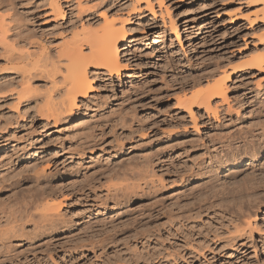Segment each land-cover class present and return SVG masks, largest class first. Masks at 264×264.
Here are the masks:
<instances>
[{"label": "rangeland", "instance_id": "rangeland-1", "mask_svg": "<svg viewBox=\"0 0 264 264\" xmlns=\"http://www.w3.org/2000/svg\"><path fill=\"white\" fill-rule=\"evenodd\" d=\"M59 1L64 17L54 19L49 0H1V21L5 19L10 28L19 25L18 37L29 41L17 45L16 52L48 53L56 61V49L82 30L80 22L91 21L94 30L103 24L104 15L122 17L127 22V42L120 44V53L129 72L113 83L106 76L96 77L88 100H81L75 113L54 127L53 120L36 109L38 103L43 108L50 92L56 91L50 80L45 73L40 76V69L31 70L33 90L19 101L22 83L12 71L2 76V67L13 66L1 58L0 46V264H264V149L253 163L247 162L249 157L239 165L231 163L229 169L238 173L234 180L225 178V170L216 171L214 157L224 156L225 145L243 151L244 138L256 136L264 145V65L229 83L232 109L228 112L227 103L223 104L218 120L195 109L198 129L175 100L197 90L192 84L198 79L216 71L220 76L234 67L246 71L245 62L264 55L259 40L264 29H254L245 20L257 8L253 0H163L162 6L152 0V13L132 0ZM166 9L177 24V34ZM121 143L125 149L119 152ZM145 156L154 159L157 177L139 165L140 177L132 178L123 165L145 162ZM125 169L127 178L134 179L130 183L142 188L128 203L116 206L114 186L127 182H108V175ZM245 182L254 190L246 191ZM206 183L209 189L204 188ZM202 189L210 202L202 203L205 208L200 211ZM241 189L244 192L239 194ZM183 193H190L187 201H176ZM223 198L227 203L220 202ZM34 201H42V207L62 203L61 217L55 219L58 231L35 229L51 224L41 218L47 213L41 206L31 209L37 205ZM104 202L106 207L100 206ZM176 202L182 209L177 210ZM240 205L244 211L262 207L251 220L259 229L252 239L240 238L242 234L234 229L233 222L241 219V231L247 219L240 215ZM188 207L194 208V219L184 228L175 220L163 227L162 210L175 216ZM29 213L34 217L28 218ZM102 219L107 224L95 222ZM109 236L111 240L102 246ZM201 244L208 246L203 254L192 248Z\"/></svg>", "mask_w": 264, "mask_h": 264}, {"label": "bare ground", "instance_id": "bare-ground-1", "mask_svg": "<svg viewBox=\"0 0 264 264\" xmlns=\"http://www.w3.org/2000/svg\"><path fill=\"white\" fill-rule=\"evenodd\" d=\"M49 1H50V6H51L50 12L53 15L54 19L63 18L64 17L63 16L64 15V9H63V6L61 5L60 1L59 0H49ZM132 1L135 2L136 6H140L141 4H145L146 5V11L151 12V13L154 12V5H153L152 0H132ZM158 1H159L158 3L160 4L159 6H162L163 0H158ZM0 4H1V0H0ZM252 5L257 6L258 9L257 8L255 9V11L252 13L253 15L251 14L252 16L247 15L248 17L246 16L245 20H247L249 25L253 26L254 29H258V28L264 29V0H253ZM134 9H137V7H134ZM166 14L170 18L169 21H170V27L172 28V32L177 34V31H178L177 30L178 29L177 24L175 23V21H173V19L170 16V12L167 9H166ZM103 17H104L103 24L94 30L91 29L92 28L91 21H87L85 23L80 22V23H82V25H81L82 30L78 33H75V34L72 33L70 40L65 42L63 44V46H61V48L59 47L60 49H56L57 50V52H56L57 53V57H56L57 59H55L56 61H54L53 56L48 55V53L47 54H45V53L40 54L39 53L40 55L35 53V52L29 53L32 50L28 51L27 54H24L23 52L17 53L16 52V48H17L16 46L17 45L20 46L22 44H25V42L29 43V41H27L25 39L24 40L20 39V37H18V35H19L18 29L20 28L19 25H18V27L14 26L15 28H10L8 25L5 24L6 20L4 19L5 21L4 20L1 21L2 17H0V43H1L0 46H1V54H2L1 58L3 60H5V63L7 65L13 66V68L11 66H10L11 68L8 66L10 69H8V67L6 69L5 66L2 67V70H4V71L1 70V73H3L2 76H4V74L6 72L8 73V71H12L13 73L17 74V76H19L20 83H22L20 86L22 88V90L17 95H18L19 101H20L24 97H27L26 95H29L31 93V91L33 90V89H31V86H30V83H31L30 80L34 77V74L32 77V74H31L32 71L31 70L38 68V69H40V72H41V69H43L42 73L39 72L40 76L43 73H45L47 79L50 80V84H51L50 87L53 88L54 91L56 90L55 93L56 92L57 93H56V95L53 96L51 93L53 91H51V92L49 91L50 94L46 99V104L44 105V107L40 108V104L38 103L39 106L37 105L36 109L39 107L38 108L39 111L38 110L37 111L41 115L44 114L43 116L46 115L48 121H49V118H51L54 122V124H53L54 127H57V124L61 123L62 120L65 121L67 116H71L72 114H74L76 109L78 108L79 102L81 100H83V99L88 100V98L90 96L89 94L93 91L92 80H94L96 77L101 78L103 76H106V78L110 81V83H113L115 81V78L121 79L123 77V74H126L127 72H129L127 67H125L122 63V58H121V53H120V44L127 42V39H126L127 38V32H126V23L127 22L122 17L111 18L107 15H104ZM237 22L238 21H232V24H237ZM9 23L10 22H8V24ZM16 25H17V23H16ZM12 31H14L13 35L11 37H9L8 34H9V32H12ZM21 36H22V34H21ZM259 40H260V42L264 43V34L261 35ZM33 45H35V44H33ZM41 50H42V48H41ZM19 52H21V51H19ZM246 65H249V67H248L249 69L246 71L244 69H240V67L239 68L234 67L231 71H227V69H225L226 70L225 71L224 69H222V72H223V70L225 72L221 73L220 76H219L218 71H216V73H212V74L204 77V79L201 78V79H198V81H195V83L192 84L193 85L192 88L196 87L197 90L191 92V94H184L183 93L182 96H179V95L176 96V99H175L176 105L178 107H180L181 109L187 111L190 114V117H192V120H193L192 126L194 125V128L198 129V127H199V124L197 123V117L194 113L195 109L204 111V113L207 115L208 118L210 117V118H215L216 120H218L219 115L221 114L219 112L222 109L221 107L223 106V104L225 105V103H227V105H228V103H229L228 102V100H229L228 94H229V90H230L229 83L233 82L235 80V78L243 75L247 71H250V70H259L260 71V70H262L263 65H264V55H259L257 57H253L252 59H250L249 63L245 62V66ZM245 66H242V67H245ZM90 72H92L91 76H90ZM30 76L32 78H30ZM59 76H60V78H59ZM37 77L39 78V76H37ZM58 85H60L59 88L61 86L62 87L60 89H58L57 88ZM2 87L3 86H1V90H2ZM53 89H51V90H53ZM29 97H30V95H29ZM217 102L218 103L220 102L219 105ZM227 109H228V112H230V110L232 109L231 105L230 106L228 105ZM120 121H121V124H123L125 122V120L122 118ZM198 132H199V130H198ZM260 136H263V135H260ZM253 137H255L253 140H252V138L251 139L250 138H244L245 142L243 144V147H241V148H243V151L240 148L235 149V147H232V146L225 147L226 145L225 146L222 145L223 146L222 152L224 153V156H220L219 154L214 155L215 160L217 161V164H218V166L216 167V171L220 172L221 170H225V172H224V174H226L225 178L227 180H234L238 173H235L234 170L229 169L230 168L229 166L231 165V163L235 164V165H239L245 157L250 158V159H248L247 162L253 163V162L257 161L258 156L261 153L260 150L264 149V145L261 142V140L256 139V136H253ZM39 141H41V140L39 139ZM190 145H192V144H190ZM195 148H196L195 145H192V149H195ZM224 148H226V149H224ZM80 149H82V148H80ZM124 149H125V144L121 143L118 146L119 152L123 151ZM30 151H29V153H30ZM240 153H244V154H240ZM78 154H80V153H78ZM149 158L150 157H148V156L143 157L142 160L145 162H140V163H139V161H128L123 166H127V171L129 170L131 172L130 176L132 178H136V176L140 177V175H141L140 171L141 170L139 171V167H138L139 165L144 166V169H146V171H144V170L143 171L146 172L148 175H150L152 173H153V175H155L154 174L155 173L154 168L152 167V166H155V163L153 162L154 159H151V158L149 159ZM235 167H237V166H235ZM188 172H190V171H188ZM188 172H187V175L190 174ZM191 173H193V172H191ZM207 174L208 173H201V177H206ZM195 175H196V173L193 176H195ZM127 176L128 175H126V169H125V171H116L115 170L114 172H111L108 175V182L109 181H115V179H124L125 182H127L126 186H123V185H122V187L119 186L120 188H118L117 186H114L116 188H115L114 196H112V197H113L114 202L117 203L116 206H120V204H122V203H125V204L128 203L132 196H134V195L138 196L137 190L142 188L138 183H137V185H136V183L135 184L130 183L131 180H134V179L130 180V178H127ZM155 177H157V176L155 175ZM190 177L191 176H187L188 179H190ZM141 178H145V175L144 176L142 175ZM141 178H139V180ZM208 178H210V177H208ZM163 180L164 179L161 178L160 182L163 183L164 182ZM183 180H185V179H183ZM133 182H135V181H133ZM210 183H212V181ZM122 184H124V183H122ZM249 184L250 183L245 182L243 188L246 186V191L254 190V189H252L253 187L249 186ZM205 185H207V183ZM208 185L210 186V184H208ZM208 185L204 186V188L205 189L208 188L209 187ZM208 189H207V191H208ZM243 192L244 191H242V189H241L239 194L243 193ZM207 193L208 192H206L204 189H202L201 194H200V200L198 201V204H197L198 208L196 207V204H192L193 207L195 206V208H197L200 211L204 210L205 207L202 206V203L210 200L209 197L205 196V195H207ZM224 194H225V192H224ZM44 195H45V193H44ZM44 195H42V196H44ZM47 195H49V194H47ZM47 195L44 196L43 198L46 199L49 196H51V195H49V196H47ZM189 195H190V193L188 195L184 194L181 197L176 198V201H180V200H182L183 202L187 201L186 198L189 197ZM191 195H193V193ZM225 195H227V194H225ZM225 195H223V196H225ZM42 196H41V198H42ZM229 197H230V195H229ZM226 199L223 198L220 200V202L221 201L226 202L227 201ZM33 200H32V202H33ZM36 201H34V202H35V205L36 204L37 205L32 206L31 209L34 208L35 210H37V209H40L39 207L41 206V208H43L44 211H47V213H44L42 215V217L41 216L40 217L42 219L44 218V222H48L51 225L47 224L48 226L45 225L46 227H43L42 225L41 226L37 225L35 229L36 230L39 229V230H37L38 232L42 231V230H48V229L53 230L55 232L58 231L59 228H58L57 224H55V223L57 220L56 218L61 217L60 209H61L62 203L57 204L54 201L55 204L52 203V205H50V206L44 205L42 207V205H43L41 203L42 201L41 202L39 201L42 205L39 204V202L37 203ZM211 203L210 204L214 207L216 204V201L211 202ZM31 205H34V204L31 203ZM106 205L104 202V204H101L100 206L106 207ZM174 206L177 207V210L182 209V208H180L181 206H180L179 202L178 203L176 202ZM262 206H264V205L262 204ZM193 207L191 209L188 207L189 208L188 210L183 209V211L178 212V214H176L175 216H170V215H168L169 213L166 212V210L165 211L162 210L161 211L162 216L166 220L165 223H163V227L166 224L167 225L169 223L172 224L171 220H173V221L175 220L179 225L180 224L183 225V228H184L186 222H189L191 219H194L193 214H191V213H193V211H192L194 209ZM255 208H256V210L252 209V207L251 208L249 207V209L245 210V211H244L243 206H241V205L238 208V209H240V215L243 214L247 217V219L245 218L246 220H244V221L242 220L244 222V226H242V227L245 229L242 228L243 230L241 229V231H240L241 226L238 224V223H241L240 222L241 219L237 220L238 223L233 222L234 223V229L237 231V233H240V235L242 234L240 236V238H243L244 236H250V238L252 239L254 236V233L257 230L259 231V229L256 228L257 226L255 227L254 223H252L251 220L253 218H256L258 213H260L262 211V209H261L262 207L256 206ZM29 209H30V207H29ZM197 209L195 211H197ZM253 210H255V211H253ZM25 211H26V209H25ZM223 211H225V210H223ZM237 211L239 212V210H237ZM32 212L33 211L31 210V213ZM225 212H227V211H225ZM31 213H29V216L27 215L28 218L34 217L33 216L34 214L32 215ZM229 213H230V211H229ZM59 214H60V216H59ZM197 214H200V212ZM233 214L235 215V213H233ZM12 215H13V213H12ZM98 215H100V213H98ZM196 216H198V215H196ZM242 216H240V217H242ZM18 220H19V218H18ZM24 220H22V221H24ZM29 221H30V219H29ZM175 221H174V223H176ZM27 222H28V220H27ZM95 222L98 224L103 222V224H104V223H106V220L105 219L96 220ZM11 226H13V225H11ZM11 226H10V228H11ZM47 227H48V229H45ZM19 228H20V226H19ZM180 229H178V230H180ZM261 230H263V229H261ZM4 232H3V234H1V236L4 235ZM6 232H7V229H6ZM230 232H232V231H230ZM7 233L9 234V232H7ZM7 233H5L6 237H7ZM180 233H182V232H180ZM218 236L219 235L217 234L215 236V239L216 238L218 239ZM110 238L111 237L109 236V238L103 239L102 240L103 242L101 241L100 244H102V246H104L105 245L104 242L111 240ZM235 238H237V237H235ZM7 239H8V237H7ZM235 240H237V239H235ZM235 240H233V242ZM194 242H196V241H194ZM91 245H93V244H91ZM198 246H197L198 248L197 247L195 248L194 246H192V248L200 254H203L204 251L206 249H208V246H205L204 244H201ZM209 250H210V248H209ZM176 256L179 259H183V260L185 259L184 255H182V253H178ZM167 257L170 258L171 255H168L165 258H167ZM173 260L177 261L176 258H174Z\"/></svg>", "mask_w": 264, "mask_h": 264}]
</instances>
